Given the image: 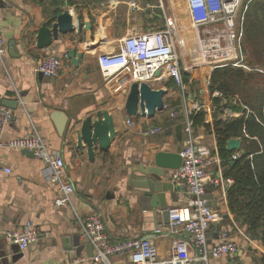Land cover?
I'll list each match as a JSON object with an SVG mask.
<instances>
[{
	"label": "crops",
	"instance_id": "crops-1",
	"mask_svg": "<svg viewBox=\"0 0 264 264\" xmlns=\"http://www.w3.org/2000/svg\"><path fill=\"white\" fill-rule=\"evenodd\" d=\"M66 8L65 0H0V27L8 47L5 65L0 62V107L12 112L11 122L0 132V141L6 143L36 129L49 147L63 156L66 178L74 186L73 207H58L54 201L61 193L46 180L43 163L27 150L0 149L2 164L12 170V174L0 175V235L3 230L20 228L28 220L40 229L38 240L27 250H20L17 256L21 257L10 264H97L92 259L93 248L81 237L76 219V213L84 217L94 211L102 215L112 239L143 238L152 234L160 256L168 257L171 238L155 236V230H151L156 219L159 224L163 222L160 210L154 214L142 211L137 200L135 182L138 181L132 176L138 174L139 165H151L160 151L179 154L188 135L182 119L171 118L168 110L153 118L128 116L125 105L134 83L130 70L127 68L110 80H104L98 64L100 55L117 51L120 40L135 28L161 29L164 15L155 0H70V12L74 17L82 16L84 23H91L95 38L87 42L83 30L80 35L77 32L60 35L51 47L38 49L39 28ZM167 13L174 15L171 5ZM72 49L77 53L81 49L82 57L77 64L70 56L65 59L58 76L48 78L35 72L48 54H69ZM200 78L202 75H196L193 82L197 83ZM188 80L187 92L205 99L204 85L196 90ZM178 93L174 95L173 104L170 103L172 107L178 102ZM15 100L19 102L16 109L4 105ZM58 110L67 115L68 121L77 123L74 130L63 135L58 132L52 117ZM98 111L113 115L117 134L109 151L96 150L92 162L86 150H76V131L86 117L95 119ZM128 119L134 122L132 127L127 126ZM214 121L208 116L204 123ZM156 126L163 128L157 135L146 137L139 133ZM194 132L196 137L210 144L221 159L219 165L212 167V173L226 177V166L216 151L214 126L205 128L197 123ZM109 164H116L119 174L102 198V177L97 170ZM171 174L172 171L168 174L170 180ZM175 185L174 193H165L166 202L170 207L184 206L187 196L183 186ZM107 194L114 197L107 199ZM207 197L211 207L222 216L213 226L211 243L219 241L220 231H228L239 245L237 261L262 264L264 247L249 236L245 225L235 220L227 192L209 186ZM10 245L0 238V249L7 251ZM230 260L210 258L208 264H228Z\"/></svg>",
	"mask_w": 264,
	"mask_h": 264
},
{
	"label": "built area",
	"instance_id": "built-area-1",
	"mask_svg": "<svg viewBox=\"0 0 264 264\" xmlns=\"http://www.w3.org/2000/svg\"><path fill=\"white\" fill-rule=\"evenodd\" d=\"M155 1L164 15L163 27L151 31L135 28L120 40L117 51L100 55L98 64L104 80H110L128 68L134 82L147 83L154 89V83L162 85L161 89L166 93L163 111L168 110L171 118H181L188 135L179 153L182 164L171 174L173 182L182 184L187 202L184 206L169 207L168 220L160 223L154 231L155 236L168 235L171 238L169 255L165 258L160 256L153 239H112L102 215L97 211L84 217L76 213L78 229L81 237L92 246V259L97 264H208L210 258L224 257L231 259L228 264H244L236 260L239 245L228 231L218 233L217 243L210 241L213 226L222 216L210 205L207 197L209 186L226 193L234 180L212 173V167L219 165L221 159L218 154H214L212 146L196 137L194 132L195 118L203 111H207L211 119L217 120L240 116L228 104H236V99L226 98L219 91L211 90L209 74L216 66L243 61L238 43L237 19L244 0ZM170 5L174 15L167 13ZM7 51L0 27L2 65H5ZM67 58L68 53L48 54L35 72L48 78L56 77ZM185 75L191 83L196 75H202V94L205 99H200L202 95L187 92ZM176 90L179 91L178 102L172 107L170 103L175 101ZM216 98L221 99L220 111L214 103ZM11 120L12 112L0 107V132ZM126 124L132 127L134 122L128 119ZM162 131L161 126H156L139 133L150 137ZM2 147L32 152L43 163L46 180L61 193L54 204L58 207H73L74 186L66 178L65 160L58 151L49 147L36 129L6 143L0 141V149ZM236 155L233 153L230 160L235 161ZM2 174H12V170L0 160ZM39 233V227L28 220L5 237L25 251L38 240Z\"/></svg>",
	"mask_w": 264,
	"mask_h": 264
},
{
	"label": "trees",
	"instance_id": "trees-1",
	"mask_svg": "<svg viewBox=\"0 0 264 264\" xmlns=\"http://www.w3.org/2000/svg\"><path fill=\"white\" fill-rule=\"evenodd\" d=\"M242 14L243 61L214 67L209 79L212 91L236 99V104L228 103L229 108L240 114L214 122L225 175L234 180L227 191L229 206L235 220L264 247V0L247 3ZM184 78L188 80L187 75ZM214 103L222 110L221 99ZM199 118L202 116L195 118V124H200ZM231 138L242 142V153L232 165L233 153L226 148Z\"/></svg>",
	"mask_w": 264,
	"mask_h": 264
},
{
	"label": "water",
	"instance_id": "water-1",
	"mask_svg": "<svg viewBox=\"0 0 264 264\" xmlns=\"http://www.w3.org/2000/svg\"><path fill=\"white\" fill-rule=\"evenodd\" d=\"M70 0H65L66 9L58 14L53 19L42 24L39 28L36 37V47L38 49L49 48L53 41H57L60 35H67L77 32L79 35L85 31L86 41L90 42L95 38L93 35L92 25L90 22H83L82 16L74 17L69 10ZM101 37V34H98ZM83 55L81 49L78 53L72 49L69 51V56L75 64L78 63ZM77 57V60H76ZM159 72L157 73V75ZM42 76V74H40ZM165 91L163 89H154L147 83L134 82L131 85L130 92L126 101L125 109L128 116L137 117L139 115L147 118H153L159 112L164 110ZM4 105L16 109L19 106L18 101L11 103L4 102ZM55 120L56 127L60 134L67 133L69 130H74L77 123L68 121L67 115L61 111H55L52 115ZM115 120L112 114L108 111H98L96 118L92 116L86 117L81 124L79 131H76V150L87 152L90 161H94L96 150L101 152L109 151L113 141L116 138ZM242 142L239 138H231L227 142V150L232 153H237L236 159L240 157ZM32 153V152H31ZM33 154V153H32ZM34 155V154H33ZM230 164H234V160H229ZM151 165H139L136 169L138 174L132 177L138 182H135L136 190L138 191L137 200L140 208L144 213L154 214L157 209L160 210L163 221L168 220V206L166 202V192L174 193L176 191L175 182L168 178V174L176 169H179L182 164V158L178 153H170L160 151L155 154ZM166 179V180H164ZM107 199L113 198L114 195L107 194ZM159 225L158 220H155V226L151 230H155ZM13 229L1 231L3 234L0 238L5 239L8 233ZM80 237V234H79ZM154 235L147 234L142 239H152ZM69 241V240H68ZM11 245L7 251L0 249V264H10L16 262L21 256L20 248L17 244L10 242ZM92 248V247H91ZM14 255V256H13Z\"/></svg>",
	"mask_w": 264,
	"mask_h": 264
},
{
	"label": "rangeland",
	"instance_id": "rangeland-1",
	"mask_svg": "<svg viewBox=\"0 0 264 264\" xmlns=\"http://www.w3.org/2000/svg\"><path fill=\"white\" fill-rule=\"evenodd\" d=\"M255 0H244L243 2V6L241 8V11H240V14H239V18L237 19V35H238V43H239V46H240V50L242 51V48H241V44H242V31H241V28L243 26V23L245 21L244 19V15L242 14L244 8L247 6V3H251ZM237 65H240V63H236ZM202 79L203 78H200V80H198L197 83H194L193 84L195 85V88L196 90H199L201 87H202ZM154 86L156 89H158L159 87H161L162 85L160 83H154ZM161 89V88H160ZM198 115H201L202 118H199L201 119L200 123L205 127V128H208L209 126H214L215 128V121L213 123H204L206 118L209 116V114L207 113V111H203L201 112L200 114ZM197 115V116H198ZM207 126V127H206ZM214 139L216 141V151L220 154V148H219V137L216 133V130H215V134H214ZM95 171V169H94ZM97 171H99V174L100 177H102V183H101V190H102V198H105V194L107 191L110 190V187L112 186V182L114 181V179L118 176L119 174V170L118 168L116 167V164H109V165H105L103 167H101L100 169H98ZM113 259V258H112ZM262 264H264V261L262 260Z\"/></svg>",
	"mask_w": 264,
	"mask_h": 264
}]
</instances>
